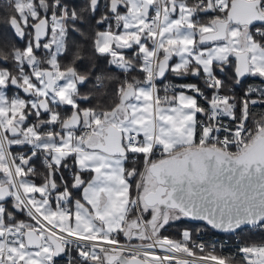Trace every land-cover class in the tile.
Instances as JSON below:
<instances>
[{
  "label": "snow or ice",
  "instance_id": "6c2138e0",
  "mask_svg": "<svg viewBox=\"0 0 264 264\" xmlns=\"http://www.w3.org/2000/svg\"><path fill=\"white\" fill-rule=\"evenodd\" d=\"M32 4L0 28V264H264V0L246 29L234 0Z\"/></svg>",
  "mask_w": 264,
  "mask_h": 264
},
{
  "label": "water",
  "instance_id": "95a60500",
  "mask_svg": "<svg viewBox=\"0 0 264 264\" xmlns=\"http://www.w3.org/2000/svg\"><path fill=\"white\" fill-rule=\"evenodd\" d=\"M257 18L258 14L255 9L254 0H234V8L230 15L231 20L239 21L242 25L247 26ZM252 151L255 159H264V149L253 148ZM0 192L6 195L7 188L0 189Z\"/></svg>",
  "mask_w": 264,
  "mask_h": 264
},
{
  "label": "trees",
  "instance_id": "16d2710c",
  "mask_svg": "<svg viewBox=\"0 0 264 264\" xmlns=\"http://www.w3.org/2000/svg\"><path fill=\"white\" fill-rule=\"evenodd\" d=\"M17 3L15 0H13L10 3H3L0 0V28L4 27L5 22H10L12 17H15L17 14ZM247 27L245 26V29ZM112 103H115V100L112 101ZM229 252V251H225Z\"/></svg>",
  "mask_w": 264,
  "mask_h": 264
},
{
  "label": "rangeland",
  "instance_id": "374dc122",
  "mask_svg": "<svg viewBox=\"0 0 264 264\" xmlns=\"http://www.w3.org/2000/svg\"><path fill=\"white\" fill-rule=\"evenodd\" d=\"M15 1L17 3L16 9H17V11L21 12V15H23L25 12H30L33 9L32 0H15ZM17 26H19L18 23H17ZM42 142L43 143H49V141H47V140L42 141Z\"/></svg>",
  "mask_w": 264,
  "mask_h": 264
},
{
  "label": "built area",
  "instance_id": "2783aa9c",
  "mask_svg": "<svg viewBox=\"0 0 264 264\" xmlns=\"http://www.w3.org/2000/svg\"><path fill=\"white\" fill-rule=\"evenodd\" d=\"M1 1L3 3H9L8 0H1ZM155 68H156V65L154 63L153 66H152L153 72H155ZM3 139H4L3 133L0 132V141H3ZM4 147H5V150H6L7 149V143L4 144ZM9 159H11V157H9ZM17 183H18V181H17ZM205 239H207V238H205ZM235 248H236V245L233 243V244H230L224 251L234 252L235 251Z\"/></svg>",
  "mask_w": 264,
  "mask_h": 264
},
{
  "label": "crops",
  "instance_id": "0c3cea01",
  "mask_svg": "<svg viewBox=\"0 0 264 264\" xmlns=\"http://www.w3.org/2000/svg\"><path fill=\"white\" fill-rule=\"evenodd\" d=\"M17 27H19V26H17Z\"/></svg>",
  "mask_w": 264,
  "mask_h": 264
}]
</instances>
